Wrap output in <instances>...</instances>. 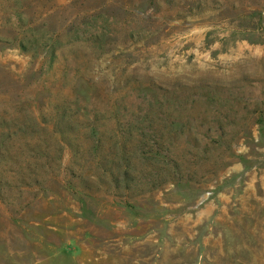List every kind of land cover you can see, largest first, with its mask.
Segmentation results:
<instances>
[{
    "label": "rangeland",
    "instance_id": "rangeland-1",
    "mask_svg": "<svg viewBox=\"0 0 264 264\" xmlns=\"http://www.w3.org/2000/svg\"><path fill=\"white\" fill-rule=\"evenodd\" d=\"M0 264H264V0H0Z\"/></svg>",
    "mask_w": 264,
    "mask_h": 264
},
{
    "label": "trees",
    "instance_id": "trees-1",
    "mask_svg": "<svg viewBox=\"0 0 264 264\" xmlns=\"http://www.w3.org/2000/svg\"><path fill=\"white\" fill-rule=\"evenodd\" d=\"M175 124L179 126L181 125L180 122H176ZM184 132V127H181L179 130H176L175 132L171 131L170 133L174 135L175 139H178L179 137H181V135L184 134ZM172 139L173 136L165 137L164 133L159 134L158 132L153 139L154 143L152 145V153L153 156H155L157 162H159L160 164L165 165L168 162V159H173L172 152L167 147L168 145H173V141H171ZM60 144H65V141H62ZM63 147L64 146H62L61 150L63 149ZM139 148L140 147H137L135 150L137 151V149ZM135 161L139 162L140 160L137 157H135L134 160H129L128 158H126V148L123 146L122 148L118 149V151L114 155V159L111 160V171L105 172L108 175L107 179H101L97 175H91V178L97 180V182H102L105 185H109L111 182L113 184L114 182L115 189L119 191L125 188L123 187V185L127 186L128 184L137 181L136 175H138L140 172H138V166L136 165L137 162L134 163ZM152 175V179L154 180V182H158L162 174L156 169L153 171ZM82 183L87 185L88 183H90V181L86 182L83 180ZM93 183H95V181Z\"/></svg>",
    "mask_w": 264,
    "mask_h": 264
}]
</instances>
